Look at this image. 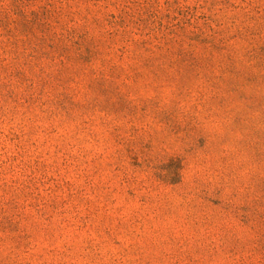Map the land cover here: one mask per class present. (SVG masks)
Here are the masks:
<instances>
[{
	"label": "rangeland",
	"instance_id": "rangeland-1",
	"mask_svg": "<svg viewBox=\"0 0 264 264\" xmlns=\"http://www.w3.org/2000/svg\"><path fill=\"white\" fill-rule=\"evenodd\" d=\"M0 264H264V0H0Z\"/></svg>",
	"mask_w": 264,
	"mask_h": 264
}]
</instances>
